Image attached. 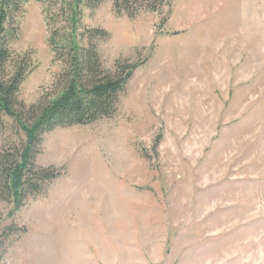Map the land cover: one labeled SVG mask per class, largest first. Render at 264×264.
Here are the masks:
<instances>
[{
	"label": "rangeland",
	"instance_id": "obj_1",
	"mask_svg": "<svg viewBox=\"0 0 264 264\" xmlns=\"http://www.w3.org/2000/svg\"><path fill=\"white\" fill-rule=\"evenodd\" d=\"M71 2L26 0L7 22L32 56L27 105L54 92L48 40ZM94 28L105 69L143 64L113 117L44 134L36 163L61 175L12 215L0 200V264H264V0H104L80 7L77 34ZM4 121L0 148L20 138Z\"/></svg>",
	"mask_w": 264,
	"mask_h": 264
},
{
	"label": "trees",
	"instance_id": "obj_2",
	"mask_svg": "<svg viewBox=\"0 0 264 264\" xmlns=\"http://www.w3.org/2000/svg\"><path fill=\"white\" fill-rule=\"evenodd\" d=\"M26 0H0V127L11 119L19 142L0 148V200L11 204L12 215L29 197L41 194L61 173L55 167L36 163L44 134L57 128L88 125L113 117L126 84L143 61H117L114 71L101 63L97 40H105L103 29H88L77 34L80 7L95 8L104 0H72L66 34L53 32L48 40L60 70L54 92L41 95L33 104L19 98V90L34 65L29 51L13 52L7 22ZM116 12L133 15L139 7L159 10L165 0H111ZM138 2L141 5L138 6ZM18 230L15 224L7 230Z\"/></svg>",
	"mask_w": 264,
	"mask_h": 264
},
{
	"label": "bare ground",
	"instance_id": "obj_3",
	"mask_svg": "<svg viewBox=\"0 0 264 264\" xmlns=\"http://www.w3.org/2000/svg\"><path fill=\"white\" fill-rule=\"evenodd\" d=\"M74 152H75V150H74ZM80 153V152H79Z\"/></svg>",
	"mask_w": 264,
	"mask_h": 264
}]
</instances>
